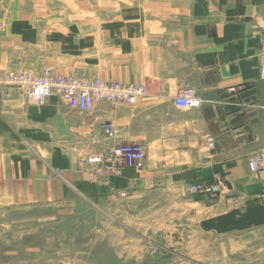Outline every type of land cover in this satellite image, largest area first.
Returning <instances> with one entry per match:
<instances>
[{
  "label": "rangeland",
  "instance_id": "1",
  "mask_svg": "<svg viewBox=\"0 0 264 264\" xmlns=\"http://www.w3.org/2000/svg\"><path fill=\"white\" fill-rule=\"evenodd\" d=\"M176 16L189 21L191 0H0V264H264V201L221 225L205 211L220 201L216 185L146 195L112 185L102 195L88 165L93 138L17 130L16 115L34 106L10 72L142 85L149 28L166 25L138 22ZM61 104L75 122L87 117Z\"/></svg>",
  "mask_w": 264,
  "mask_h": 264
},
{
  "label": "crops",
  "instance_id": "2",
  "mask_svg": "<svg viewBox=\"0 0 264 264\" xmlns=\"http://www.w3.org/2000/svg\"><path fill=\"white\" fill-rule=\"evenodd\" d=\"M263 19L264 0H191V17L183 25L178 16L143 17L138 24L166 25L149 28L144 57L150 56V63L148 71L144 59L143 84L102 79L142 86L145 93L136 104H97L75 122L59 99L34 105L24 90L34 107L16 115L22 123L17 130L21 136L30 131L64 138L75 128L85 139H94L97 153L116 143H140L146 154L143 167H127L109 183L97 181L98 192L106 194L113 185L143 195L187 194L195 185H216L222 191L219 203L205 208L215 211L210 219L225 225L231 218H245L257 209L248 206L264 201V173L253 178L248 164V157L264 148V82L259 79ZM186 88L204 101L202 109L176 107L175 97ZM107 124L114 139L104 132ZM209 137L215 139L214 150L207 145ZM205 197L200 193L192 199Z\"/></svg>",
  "mask_w": 264,
  "mask_h": 264
},
{
  "label": "built area",
  "instance_id": "3",
  "mask_svg": "<svg viewBox=\"0 0 264 264\" xmlns=\"http://www.w3.org/2000/svg\"><path fill=\"white\" fill-rule=\"evenodd\" d=\"M7 81L10 84L22 86L24 89H27L29 96L37 101H42L55 93L69 104L76 105L83 111H89L96 103L105 101H127L128 103H134L137 98L143 95V90L140 88L121 84H106L99 80L88 82L52 76L35 78L29 75V73H11L7 75ZM43 90H51L52 93L40 94L39 92ZM32 92H36V94L32 95ZM196 96V93L194 94L193 91L181 94L176 97L175 104L180 108L199 106L200 103L196 100ZM110 135L112 136V133ZM209 145L211 147L215 146L211 138H209ZM94 162L100 164L103 171L118 176L121 173L120 169L122 165L142 167L144 154L139 146L127 144L114 147L112 150L104 152L95 158ZM249 167L251 171L256 173L264 171V153L256 157H251ZM194 190L202 191L203 186H197Z\"/></svg>",
  "mask_w": 264,
  "mask_h": 264
},
{
  "label": "bare ground",
  "instance_id": "4",
  "mask_svg": "<svg viewBox=\"0 0 264 264\" xmlns=\"http://www.w3.org/2000/svg\"><path fill=\"white\" fill-rule=\"evenodd\" d=\"M263 32H264V19L262 21V38H261L262 52H261L260 61H259V79L262 82H264V80H262V79H264V45H263ZM11 73H13V72H10V74ZM29 75H31V76H33L35 78H46V77L52 76V77H61V78H72V79L77 80V81H88V82L99 80V81H101L103 83H106V84H121V85H126V86H129V87H132L133 86V87L140 88V89L143 90V95L141 97L137 98V100L134 103H128L127 101H124V102H109V101H105V102L96 103L93 106V108L91 110H89V111H83L78 106L69 104L67 101L63 100L61 97L57 96L55 93H53L51 96H49L48 98H45L42 101H37L34 98L30 97L29 96V93H28V90L25 89L26 94H27V98H28L29 102L32 103V104H34V105H42L49 98L56 97L57 96V98L61 102H63L67 106L76 108L77 110H79L80 112H82L84 114H90L93 111L94 107L97 104L109 103V104H114V105H118V104L134 105V104H136L144 96V93H145L142 86H138V85H135V84H122V83L107 82V81H104V80H102L100 78H87V77H85V78H75V77H71V76L57 75V74H54V73H51V72H46L45 74H42V75H36V74H33V73L30 72ZM189 91H193L194 94L196 93V91L193 88H186V89L182 90L180 92V94H178L176 97H178L181 94H186ZM39 93L40 94L52 93V91L51 90H43V91H40ZM34 94H36V92H32V95H34ZM196 95H197V93H196ZM176 97H175V99H176ZM196 97H197L196 100L199 101V103H200L199 106H188V107H184V108H180L178 106H176V107L179 108V109H181V110H200L204 106V101L198 95ZM175 99H174V103H175ZM108 130H110V132H108ZM104 132H105V134L107 135V137L109 139H114L115 134H114V131H113V128H112V125L111 124H107V125L104 126ZM110 133H112V136L110 135ZM127 144L139 146L142 149V152L144 154V162H145L146 154H145V151H144V147L140 143H116L112 147H110L108 149H104L101 152L96 153V154H94L93 156H91L89 158L88 164L93 167V173H94V177H95L96 181H100L101 180V181H103L105 183H109L110 182V179L121 177L123 175V172H124L125 168H127V167H134V166L126 165V164L125 165H122L121 166V169H120V171H121L120 175L115 176V175H112V174H109V173L103 171V168L101 167V165L94 162V159L97 158L98 156H100L101 154H103L104 152L110 151L114 147L121 146V145H127ZM144 162H143V165H144ZM142 167H140V168H142ZM135 168H138V167H135ZM216 190H217V188H215V191ZM193 191L195 192V190H193Z\"/></svg>",
  "mask_w": 264,
  "mask_h": 264
}]
</instances>
